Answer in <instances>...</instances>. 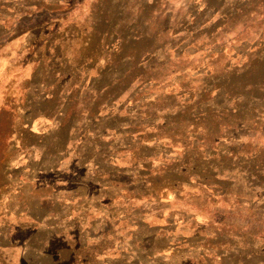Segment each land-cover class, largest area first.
Masks as SVG:
<instances>
[{
	"label": "rangeland",
	"instance_id": "rangeland-1",
	"mask_svg": "<svg viewBox=\"0 0 264 264\" xmlns=\"http://www.w3.org/2000/svg\"><path fill=\"white\" fill-rule=\"evenodd\" d=\"M44 1L46 5L57 4L54 7L62 12L72 9V13L68 16L63 13H42L14 21L15 27L9 40L0 50L1 222H25L53 209L57 214L63 212L59 205L51 204V198L55 197L70 202L71 205L65 208L71 218L83 217L86 208L93 211L92 217L97 223L95 235L89 241H95L104 234L105 221L97 211L100 206L101 213L108 211L109 215H117L108 222L111 237L106 240L107 245L127 248L134 239L135 254L138 253V256L146 247L161 250L172 245L166 253L147 259L146 264H264V95L261 100L253 97L240 105L235 97L227 104L222 98H217V101L210 99V114L204 113L205 109L199 111V106L196 108L194 105H191L190 111L195 108L198 111H189L187 117L179 113L185 102L181 97L182 92H179L183 87L198 97L203 94L199 91L209 89L221 77L204 74L208 61L204 52L199 51V44L194 47L187 44L182 46L183 37L190 36L194 29L178 30L179 33L173 36L180 37L174 38L177 49H188L180 60L171 61L170 67L174 68L176 74L164 80V87L141 90L142 85L137 84L132 95L128 93L111 100L113 105L108 108H104L107 102L101 97L100 118L103 120L98 123H89L86 115H80L78 108L66 103L62 112L68 110L66 127L69 125L71 129L69 136L64 129L58 128L59 114L49 120L47 116L35 115L31 130L43 136L32 143L24 132L27 126L23 123L22 127V122L29 114H37L36 111L52 110L51 103H44L45 87L55 85L52 71L66 76L56 85V89L62 93L71 92V83L80 85L76 98L83 109L94 106L91 93L97 82L107 85L112 80L108 71L95 73L96 67L106 69V53L85 49L84 52L98 61H81L80 73L74 68L77 41L83 37L74 22L82 11L76 7L93 0ZM169 1L173 13L184 4L188 6L185 21L180 23L178 29H184L187 21L192 19L193 6L198 11L202 9L200 0ZM111 6L117 13L120 8L123 12L121 3L113 1ZM219 29L215 25L214 30L219 32ZM234 38L233 33L217 38V44L226 46L225 61L221 59L220 63L209 65L210 69L220 71L226 62L240 68L249 53L258 54L254 65L264 66V53H257L254 48L258 36H243L241 39L248 40L247 45L235 43ZM30 42H33L32 49L28 51ZM144 45L146 43L138 45V48L144 49ZM107 49L105 52L113 48ZM128 50L133 51L129 45L126 46ZM48 52L54 57L47 56ZM61 55L65 56L62 60ZM155 55V62L164 58L161 52ZM83 76L86 80H83ZM103 77L104 80L100 81ZM170 91H174L175 97L167 96ZM219 107L236 114L235 121L240 120V125L234 127V132L229 135V140L213 139L214 123L211 117ZM199 113L207 115L202 124L205 136L193 133L192 125L199 119ZM112 115L123 119L118 127L124 132H117L118 122H108ZM164 117L172 119L170 126L165 128L166 134H180L185 140L174 145L168 143L170 141H161L163 143H156V149H153L152 135L149 134L163 125ZM136 121L141 123L139 126L142 129L137 133L125 132ZM102 128L108 130L103 137L96 139L89 135L93 129ZM86 132L89 134L85 135ZM143 134L147 135V140L136 141V136ZM196 139L206 140L207 143L200 144V141L196 145ZM21 142L36 145L27 154L14 153L13 145ZM29 160L35 161L29 163ZM93 160L101 178H94L93 169L89 170L94 165ZM138 161L137 169L142 170L139 173L131 169ZM83 166L89 167L83 170ZM169 185L172 190L168 188ZM131 192L133 195L129 194ZM116 194L120 200L113 204V209H109L107 197L113 198ZM19 204L25 210H14ZM25 211L29 213L26 218ZM137 211H140V227L130 224L131 220H136ZM85 220L87 224L89 217H85ZM153 227L165 230V233H161L164 239L153 236L152 233L157 230ZM23 232L13 230L12 239L22 241L27 238L28 232ZM59 243L55 241L51 246H58ZM50 251H53L52 247ZM115 251L111 248V252ZM111 252L108 251L109 259L116 254L111 256Z\"/></svg>",
	"mask_w": 264,
	"mask_h": 264
},
{
	"label": "trees",
	"instance_id": "trees-1",
	"mask_svg": "<svg viewBox=\"0 0 264 264\" xmlns=\"http://www.w3.org/2000/svg\"><path fill=\"white\" fill-rule=\"evenodd\" d=\"M113 1L121 3L123 12H121V8L119 9V13L114 10L113 6H111ZM170 4L171 2L169 0H132L131 2L129 0H93L85 5L80 3L76 8L82 11L79 12L74 22L76 26L80 28V31H82L83 37L77 41L78 50L76 52L77 54L73 57L76 62L74 68L76 72L80 73L79 70L81 69L79 68L82 67L79 63L81 61H92V63L98 61L97 58L84 52L85 49L92 50V52L99 51V53H106V69L100 70V67H96L95 73L96 71H100L99 73L103 74L105 71H108L112 76V80L107 85L98 84L97 82V85L93 88L95 92L93 93L92 91L91 93L94 106L83 109L82 104L76 98L77 91L80 90V85L71 83V92L69 94L62 93L60 90L56 89V85L66 79V76L61 72L57 74L55 71H52L55 85L46 86L44 90V103H51L52 110L47 112L36 111L37 114H29L27 118H24V122H22V127L23 123L27 126L24 132L27 133L31 142L33 143L34 139H41L43 136L31 130L35 115L47 116L49 120L59 114L58 128L60 130L64 129L66 135L69 136L71 129L68 128L69 125L66 127V118L69 116L68 110L62 112V108H64L66 103H70L72 107L78 108L80 115H86L87 119H89V123H98L100 120H103L100 118V109L102 105L101 97H104V100L107 102V105H103L104 108H108L113 105L111 104V100L118 99L122 95L128 93L132 95V93H134L132 91H136L137 84L142 85L141 90L164 87V80L176 74L174 68L170 67L171 61L180 60L183 55L186 54L185 50L188 49H177L174 38L180 37L173 36L179 33L178 30L194 29L190 36L183 37L184 43L182 46L187 44L194 47L199 44V51L202 50L204 52V56L208 61L206 65L207 70L205 69L206 72L204 74H208L210 77L218 75L221 77L217 83L212 85L209 89L199 91V93L203 94L198 97H194L187 87H183L182 91L179 92H182L183 95L181 97H184L185 102L179 113L187 117L186 114L189 113L191 105H194L196 108L199 106V111L205 109L204 113L210 114L212 104H209V102L215 101L217 98H222L227 104L235 97L238 99L236 102H240L239 105L253 97L261 100L264 95V66L263 64L254 65L258 54H247L240 68L237 66H230V62H226L224 68L220 71L215 69V71L213 68L210 69L209 65L214 66L220 63L221 59L225 61L224 54L226 46L221 47V45L217 44V38H221V36L230 33H233L235 43H246V45L249 44V42L248 40L245 41L241 39L243 36H258L256 44L254 45L255 52L264 53V0H200L199 5L202 6V9L198 11L197 7L193 6L192 19L187 21V26L184 29L178 28L180 27V23H184L185 21L184 15L188 12V6L184 4L176 13H173L172 9L169 8ZM55 5L57 4L46 5L44 0H0V50L9 40L8 38L15 27L14 21H19L29 18L32 15H40L42 13L48 15L63 13L66 16L72 13V9H66L62 12L60 8L54 7ZM86 12L87 14H85ZM215 25L220 27L219 32L214 30ZM145 43L144 49L138 48V45H143ZM31 44H33V42L28 44V51L32 49ZM60 45L59 43V46ZM127 45H129L133 51H126ZM107 47L108 49H113L105 52ZM82 52L84 53L81 56ZM158 52H161L164 58L155 62L157 59L155 53ZM47 56L54 57V54H49L48 52ZM234 57L236 56L234 55ZM5 58H8V56L4 57V59ZM60 58L62 60L65 56L61 55ZM181 73L182 72H180V74ZM83 80H86V77L83 76ZM101 80H104V77L100 79V81ZM167 96L175 97L174 91H170ZM224 102L222 101V103ZM256 102L259 103L258 100H256ZM196 108L190 111V113L198 111ZM147 109L148 106L146 107V110ZM204 113H199V119L192 125L194 130L193 133L198 136H200L199 134L205 136L204 133L206 131L202 124H204L207 115ZM236 116V114H231L230 110L226 111L221 109V107H219L218 111H214V115L211 117L214 123V137L212 136L214 141H220V139L229 140V135L235 130L234 127L240 125L239 119L235 121ZM107 120L109 123L118 122L116 124L117 132H124L123 129L118 127L119 123L123 120L122 118L112 115ZM171 123L172 119L169 120L164 117L163 125L158 126L156 132L149 134L150 136L152 135L151 142L153 143L151 148L156 149L155 144L161 141H170L168 143L174 145L185 140L183 139L184 136L180 134H166L165 128L166 126H170ZM140 124L139 121H136L134 125L129 124L130 127L126 128L125 132L137 133L138 130L142 129L141 126H139ZM146 128L144 127V129ZM199 131L201 133H199ZM87 132L85 135L89 134ZM107 132L108 130L106 128L100 130L93 129L89 135L99 139ZM132 134L133 133H131V135ZM85 135L83 136L84 139ZM128 136L130 135L128 134ZM146 137L147 135L144 136V134L137 135L136 141L142 142ZM196 140V145L199 144L200 141V144L207 143L206 140V142L199 139ZM21 143L19 145H13L14 153L27 154L32 152L36 145V143L35 145ZM162 146L165 145L162 144ZM122 153L126 152L122 151ZM111 158L113 159V157ZM24 159L28 160L27 158ZM32 161L35 160H29V163ZM138 163L139 161L134 163V167L132 165L131 168L137 173L142 171L137 169ZM143 163H145V161ZM93 164L94 165L92 167L90 166L91 168L89 170L93 169L95 173L94 178H101L98 171L99 169L95 167V160H93ZM88 167L89 166H83L82 168L86 170ZM112 169L118 171L116 167H112ZM169 171L170 170H168V172ZM89 177L91 178V173H89ZM91 185L93 184L91 183ZM168 188L172 190L171 185H169ZM129 194H132V192ZM136 194L138 195V193ZM88 198L89 197H87L86 200L89 206ZM51 199V204L54 206V203H56L61 207L60 210H63V212L57 214L53 209L50 212L43 213L40 217H30V220L26 219L27 221L25 222L18 220L15 221V223L10 222V220L1 222L0 218V264H146L147 259H154L157 254H164L172 248V245L161 250L149 249L146 247L139 257L138 253L135 254L137 249H134V239L132 243L128 244L127 248L123 246L114 248L112 245H107L106 240L111 237L108 231V226L110 225L108 222H110L111 218L114 220L117 215L116 213L109 215L108 211L101 213L100 206L97 211L100 212L102 220L105 221L102 231L104 234L95 241H89V238L95 235L94 228L97 223L94 217H92L93 211L90 212L86 208L83 217L71 218L70 213H68V210L65 208L70 204L69 201H65L61 198L57 199L55 197ZM119 200L120 197H118L117 194L113 198L107 197L109 209H113V204ZM98 203H100V201H98ZM17 206L18 208L14 210H25L21 204ZM116 212L119 211L116 210ZM27 214L29 213L25 211V218ZM139 214L140 211H137L136 220L134 221L133 219L130 222V224H136L135 227H140L141 224ZM85 217H89L87 224ZM115 226L116 225L113 227ZM15 229H19L20 232L24 231L23 233L28 232L30 237L28 236L23 240L21 239L22 241H14L12 239V231ZM155 229L157 230H155V233H152L153 236L164 239L165 236L163 237L161 233H165V230H162L161 227H156ZM74 230L76 231L75 235H73ZM55 241H57V243L60 242L59 245L57 246L55 244L54 247L53 245L51 246ZM165 246L166 245H164V247ZM50 247L53 248V251H50ZM111 248L112 250H116L115 252L117 255L115 252H111ZM107 250L111 252V256L115 254L111 259L107 257ZM97 257L102 260L96 259Z\"/></svg>",
	"mask_w": 264,
	"mask_h": 264
}]
</instances>
